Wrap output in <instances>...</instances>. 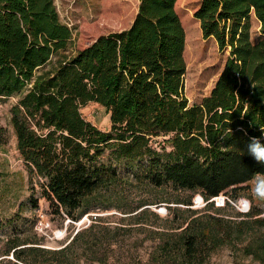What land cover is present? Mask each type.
Returning <instances> with one entry per match:
<instances>
[{
  "label": "trees",
  "instance_id": "16d2710c",
  "mask_svg": "<svg viewBox=\"0 0 264 264\" xmlns=\"http://www.w3.org/2000/svg\"><path fill=\"white\" fill-rule=\"evenodd\" d=\"M176 1L139 0L128 28L67 52L73 31L54 0H0V98L16 97L10 124L32 182L29 206L44 198L52 213L77 221L103 208L105 195L118 197L134 185L177 194L145 197L125 209L136 211L128 219L136 218L137 230L154 241L147 257L131 264H203L223 239L243 232L238 224L264 231L262 209L236 212L244 218L225 222L203 212L225 214L229 203L217 207L208 200L222 192L235 200L250 180L264 176V165L246 151L250 137L264 142V0H200L193 16L203 37L229 53L196 104L184 94L186 34ZM107 12L104 7L99 20ZM252 16L260 23L255 40ZM90 102L104 107L108 128L83 116ZM120 164L128 169L121 172ZM185 191L199 193L204 208H190ZM159 199L188 207L162 219L143 207ZM149 216L163 223L146 229L141 224ZM133 227H111L95 215L59 248L12 241L0 253L11 257L0 264H130L124 253L130 246L118 263L113 259Z\"/></svg>",
  "mask_w": 264,
  "mask_h": 264
},
{
  "label": "rangeland",
  "instance_id": "374dc122",
  "mask_svg": "<svg viewBox=\"0 0 264 264\" xmlns=\"http://www.w3.org/2000/svg\"><path fill=\"white\" fill-rule=\"evenodd\" d=\"M199 3L200 0H177L175 3L186 34L184 94L189 104L199 103L210 92L229 53V48L220 50L213 37H203L199 22L193 16ZM54 4L60 19L67 23L73 31V37L66 47L67 52H72L90 43L101 34L128 28L138 10L139 0H54ZM104 7L108 9V15L99 20L98 15ZM251 22V38L255 40L259 35L260 23L254 16H252ZM15 101V96L6 99L0 98V128L2 129V134H0V253L12 241L25 239L36 242L32 245L46 248L62 247L70 241L77 230L91 222L92 216L97 215L101 218L102 223L109 224L111 227L122 224L134 226L128 233L129 237H126L123 247L121 246L118 251L115 250L113 259L115 263H118L119 253L123 251V248L127 250L128 246L131 247V250L124 253L130 257L125 262L135 263L139 258L145 259L154 243L151 239L152 235L147 230H137L136 218L134 221L128 219L129 215L136 211L132 213L124 211L135 206L145 197L155 198L158 196L172 199L177 194L165 189H149L134 185L130 189L119 192L118 197L105 195L102 201L103 208L93 207L77 221L63 219L52 213L44 198L39 199L37 208H31L28 198L32 194V182L28 176L26 163L17 150L15 135L10 124L9 109ZM81 112L97 127L108 128L109 116L102 105L90 102L81 109ZM119 169L121 172H125L128 168L124 164H120ZM260 179H264V176L259 175L250 180L247 183L248 187L241 191L235 200L230 197L229 193H225L235 202L241 198L248 200V209L244 210L242 206L237 208L229 203L227 205L228 212L225 214H218L212 210L203 212H210L225 222L227 219L240 220L244 218L236 216V212L242 213L252 209L264 210V198H260L254 191L256 183ZM33 194L37 196L38 191ZM182 195L191 199L190 208L192 209H202L206 204L202 203L199 193L185 191ZM161 200L163 199L143 207H149L162 219L184 213L183 210L178 211L174 208L185 209L188 207L172 200ZM154 222L157 225L160 222L163 223L149 216L141 225L146 229L154 228L156 225ZM238 225L242 226L243 232L241 234L234 233L230 239L225 241L223 239L203 264H264V231L257 227L251 228L250 226L253 224L249 222ZM112 234V236H116L114 233ZM114 237L112 238L115 240ZM117 238L118 242L122 240L121 235H117ZM3 257L10 258L11 254L0 256V258Z\"/></svg>",
  "mask_w": 264,
  "mask_h": 264
},
{
  "label": "clouds",
  "instance_id": "9594fccd",
  "mask_svg": "<svg viewBox=\"0 0 264 264\" xmlns=\"http://www.w3.org/2000/svg\"><path fill=\"white\" fill-rule=\"evenodd\" d=\"M228 134H231V129H228ZM246 151L255 162L264 165V142L260 138L250 137ZM254 191L260 198H264V179L257 181Z\"/></svg>",
  "mask_w": 264,
  "mask_h": 264
},
{
  "label": "built area",
  "instance_id": "2783aa9c",
  "mask_svg": "<svg viewBox=\"0 0 264 264\" xmlns=\"http://www.w3.org/2000/svg\"><path fill=\"white\" fill-rule=\"evenodd\" d=\"M202 203H207V201H204L203 198L201 197ZM209 202H213L214 206L217 207H222L225 206L226 203H231L232 205L236 206L237 208H240L241 206L244 207L245 209L249 208V201L241 198L240 200H237L236 202L232 200L229 196H227L225 193H220L217 196L211 197ZM241 210V209H240Z\"/></svg>",
  "mask_w": 264,
  "mask_h": 264
},
{
  "label": "water",
  "instance_id": "95a60500",
  "mask_svg": "<svg viewBox=\"0 0 264 264\" xmlns=\"http://www.w3.org/2000/svg\"><path fill=\"white\" fill-rule=\"evenodd\" d=\"M200 196V198L202 197L201 195H199Z\"/></svg>",
  "mask_w": 264,
  "mask_h": 264
},
{
  "label": "bare ground",
  "instance_id": "6f19581e",
  "mask_svg": "<svg viewBox=\"0 0 264 264\" xmlns=\"http://www.w3.org/2000/svg\"><path fill=\"white\" fill-rule=\"evenodd\" d=\"M200 197V196H199ZM202 200V199H201Z\"/></svg>",
  "mask_w": 264,
  "mask_h": 264
}]
</instances>
